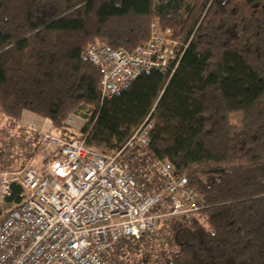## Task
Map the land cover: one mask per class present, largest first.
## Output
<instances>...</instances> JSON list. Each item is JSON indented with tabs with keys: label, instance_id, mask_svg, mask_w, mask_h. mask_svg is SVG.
Instances as JSON below:
<instances>
[{
	"label": "trees",
	"instance_id": "16d2710c",
	"mask_svg": "<svg viewBox=\"0 0 264 264\" xmlns=\"http://www.w3.org/2000/svg\"><path fill=\"white\" fill-rule=\"evenodd\" d=\"M153 21L183 37L177 64L103 98L83 47L134 50ZM83 106L91 112L78 137L103 153L149 115L133 164L143 185L158 188L151 161L166 159L202 196L195 213L137 240L136 264H264V0H0V114L16 124L33 112L71 138L64 120ZM234 111L239 124L228 120ZM24 195L13 184L5 206Z\"/></svg>",
	"mask_w": 264,
	"mask_h": 264
},
{
	"label": "built area",
	"instance_id": "2783aa9c",
	"mask_svg": "<svg viewBox=\"0 0 264 264\" xmlns=\"http://www.w3.org/2000/svg\"><path fill=\"white\" fill-rule=\"evenodd\" d=\"M157 30L153 21L150 38L131 51L85 44L81 56L98 66L103 98L130 86L143 71L177 64L183 37L171 28ZM148 116L114 153L78 137L85 121H65V129L77 135L71 138L53 131L47 117L41 127L21 122L16 133L6 130V147L13 151L5 160L21 164L0 167V264H123L113 255L115 244L126 241L133 252L141 236L200 209L202 196L166 159L151 161L158 188L143 185L133 164H140L137 151L149 143L154 122ZM38 154L41 163L33 166ZM15 183L26 195L18 207L7 208Z\"/></svg>",
	"mask_w": 264,
	"mask_h": 264
},
{
	"label": "rangeland",
	"instance_id": "374dc122",
	"mask_svg": "<svg viewBox=\"0 0 264 264\" xmlns=\"http://www.w3.org/2000/svg\"><path fill=\"white\" fill-rule=\"evenodd\" d=\"M91 111L89 110L88 107H79L75 112H73L71 115L67 116L66 119L64 121H71V120H75L79 123V125H82V123L85 121L86 117L89 115L88 113H90ZM25 112L22 113L21 116V121L22 123H33L39 127L44 126V116L38 115V114H34V119L32 117V114H28L26 113V116L28 115V121L25 119L24 117ZM241 117H242V113L241 111H234L231 112L228 116V120L230 123L232 124H239L241 122ZM21 121L16 122L11 124L8 121V118L2 114H0V167H16V166H20V164L18 165H14L13 162H9L5 160V156H8L9 153L11 151H13L12 147H6L9 146L8 144L10 143L8 140V137L5 135L6 134V130L11 132V133H16L17 130H19L21 128ZM85 123V122H84ZM53 131H55L56 129L54 127H52ZM40 140V138H38L37 140H35V143L37 144V142ZM42 160V154H38L34 160L32 161V165L33 166H39V163H41ZM117 248L116 251V255H117V259L123 263V264H128L127 261H130L131 259V254H133V256L135 255V259L133 260L134 264H136L137 260L140 258L141 256V252L140 249H136L133 252H131L129 250L128 254L125 255H121L122 253V249H124L126 247L125 242H120L114 245ZM139 247V246H138ZM139 250V253H137Z\"/></svg>",
	"mask_w": 264,
	"mask_h": 264
},
{
	"label": "crops",
	"instance_id": "0c3cea01",
	"mask_svg": "<svg viewBox=\"0 0 264 264\" xmlns=\"http://www.w3.org/2000/svg\"><path fill=\"white\" fill-rule=\"evenodd\" d=\"M23 112H25V114H24V117H25V119L28 121V115L26 116V113H28V114H32V117H33V119H34V116H33V112H30V111H23ZM35 114V113H34ZM136 242V241H135ZM125 245H126V247L124 248V249H122L123 251H122V253H121V255H125V254H128L129 253V247H130V245H128V242H126L125 241ZM114 249H113V255L115 256V257H117V255H115L114 254V252L115 251H117V248L116 247H113ZM128 263H129V261H127Z\"/></svg>",
	"mask_w": 264,
	"mask_h": 264
}]
</instances>
